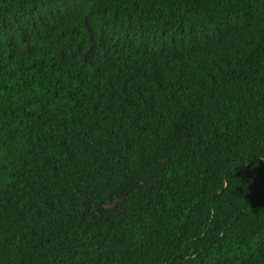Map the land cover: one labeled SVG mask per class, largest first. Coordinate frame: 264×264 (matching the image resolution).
<instances>
[{"label":"trees","instance_id":"16d2710c","mask_svg":"<svg viewBox=\"0 0 264 264\" xmlns=\"http://www.w3.org/2000/svg\"><path fill=\"white\" fill-rule=\"evenodd\" d=\"M0 264H264V0H0Z\"/></svg>","mask_w":264,"mask_h":264}]
</instances>
